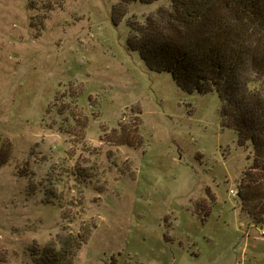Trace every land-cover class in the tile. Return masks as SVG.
Instances as JSON below:
<instances>
[{
    "label": "rangeland",
    "instance_id": "obj_1",
    "mask_svg": "<svg viewBox=\"0 0 264 264\" xmlns=\"http://www.w3.org/2000/svg\"><path fill=\"white\" fill-rule=\"evenodd\" d=\"M168 6L0 0V264L68 235L73 264H264L239 198L252 144L217 94L129 47L130 22ZM132 117L137 148L102 142Z\"/></svg>",
    "mask_w": 264,
    "mask_h": 264
},
{
    "label": "trees",
    "instance_id": "obj_2",
    "mask_svg": "<svg viewBox=\"0 0 264 264\" xmlns=\"http://www.w3.org/2000/svg\"><path fill=\"white\" fill-rule=\"evenodd\" d=\"M129 25V47L149 70L170 74L185 91L217 94L224 126L237 133L240 143L252 144V165L238 183L239 198L253 225H262L264 0H169L168 7L148 14L143 24L134 20ZM102 142L137 148L138 117L122 122ZM73 238L68 235L67 242ZM61 239L33 249L35 264H73L79 246Z\"/></svg>",
    "mask_w": 264,
    "mask_h": 264
},
{
    "label": "built area",
    "instance_id": "obj_3",
    "mask_svg": "<svg viewBox=\"0 0 264 264\" xmlns=\"http://www.w3.org/2000/svg\"><path fill=\"white\" fill-rule=\"evenodd\" d=\"M233 195L235 194L234 192H231ZM260 235L262 237H264V223H263V227H261V230H260Z\"/></svg>",
    "mask_w": 264,
    "mask_h": 264
}]
</instances>
